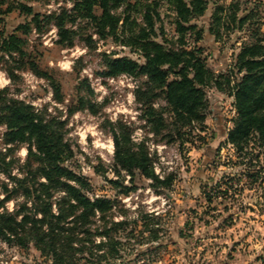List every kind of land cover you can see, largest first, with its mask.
<instances>
[{
  "label": "rangeland",
  "instance_id": "374dc122",
  "mask_svg": "<svg viewBox=\"0 0 264 264\" xmlns=\"http://www.w3.org/2000/svg\"><path fill=\"white\" fill-rule=\"evenodd\" d=\"M18 1L42 13L70 9L74 2L4 0L1 9H11L1 14L4 25L0 30L16 31L18 24L24 21L25 16L16 7ZM231 1L208 0L206 13L195 20L204 28L203 38L195 42V32L188 30L183 40L187 48L194 45L201 48L207 65L217 73L229 69L241 42L249 38L245 30L224 31L220 39L208 31L215 6H227ZM239 1L243 7L245 0ZM158 9L160 15L155 26L160 36L157 39L177 47L181 42L175 14L164 2ZM260 11L264 18V4ZM131 15L138 22L142 21L140 10L134 9ZM70 27L76 31L71 46L57 42L54 26L45 32L31 31L24 35L26 47L39 68L48 72L60 86L63 103L55 102L48 81L38 78L29 69L19 72V79L10 80L5 72L8 64L13 65L10 57L8 64L0 57V89L8 87L10 93L38 107L47 104L63 117L69 109L79 105L80 97L87 96V84L94 88V102L103 103L97 113L85 109L71 114L65 133L73 150V157L66 165L87 178L91 186L88 195H103L114 200L111 215L116 220L126 221L124 228L112 232V237L122 242L120 251L111 254L104 246L100 252L105 258L100 263L264 264V150L252 142L248 151L240 153L227 142V133L236 116L234 97L215 87L206 88L207 107L202 124H194L189 133L174 137L170 142L166 141V136L155 137L137 118L139 110L133 92L140 80L123 75L107 78L100 74L105 69L104 54L142 61L138 51L113 36L99 37L94 24L85 20ZM88 35L93 42L86 40ZM157 102L165 104L163 98ZM117 118L134 128V141L147 138L156 172L161 177H170L169 186L156 187L137 171L132 180L128 173L119 176L113 173L114 147L108 119ZM4 130L5 127L0 126V149L4 147ZM7 159L12 160V174L21 177L28 169L26 144H20ZM31 162L37 165L32 158ZM0 178L7 181L5 173L0 172ZM8 182L12 184L11 179ZM123 186L132 188L125 193ZM23 201L20 193H14L5 205L13 210ZM84 257L77 259V264H90L89 259L94 260L86 254ZM0 264H52V260L33 243L18 246L0 239Z\"/></svg>",
  "mask_w": 264,
  "mask_h": 264
},
{
  "label": "trees",
  "instance_id": "16d2710c",
  "mask_svg": "<svg viewBox=\"0 0 264 264\" xmlns=\"http://www.w3.org/2000/svg\"><path fill=\"white\" fill-rule=\"evenodd\" d=\"M3 1L0 0V4ZM162 2L171 6L175 14L181 42L177 47L157 39L160 35L155 22L159 19L158 7ZM208 3V0H74L70 9L42 13L18 1L16 7L25 19L16 31L0 30V57L4 63H13L5 68L10 80L19 79V72L29 69L38 78L47 80L52 99L63 103L60 86L48 72L39 68L26 47L24 35L31 31L45 32L54 26L57 42L71 46L76 31L70 26L85 20L94 24L99 37L113 36L120 43L134 47L143 58L139 61L128 56L104 54L105 69L100 74L107 77L127 74L140 80L134 90L139 110L137 118L153 136H166V141L170 142L174 137L189 133L194 124H202L207 107L205 90L215 87L234 97L236 116L227 133V142L240 153L248 151L252 142L264 150L261 5L245 0L241 7L242 2L233 0L227 6H215L208 31L216 39H220L224 31L236 29L249 34L248 40L241 42L229 69L217 73L207 65L201 48L196 45L187 48L183 41L188 30L195 32V42L203 38L204 28L195 20L206 13ZM10 9L0 7V26L4 25L1 14ZM134 9L141 11V22L132 17ZM18 31L20 34L16 33ZM86 40L93 42L91 35ZM86 92L87 96L80 97L79 105L69 109L63 117L47 104L38 107L10 93L8 87L0 89V126L5 127L0 172L7 178V181L0 178V239L18 246L33 243L51 258L52 264H77V259L85 258V254L94 259H89L90 264H101L100 260L105 258L101 253L104 246L111 254H118L122 246L121 241L112 237V232L124 228L126 222L111 215L114 200L103 195H88L91 186L87 178L66 165L73 157L65 137L68 117L77 110L97 113L103 106V103L94 102L95 92L90 84L86 85ZM159 98L164 99V105L157 102ZM108 124L114 147L113 173L118 176L128 173L132 180L137 171L156 187L169 186L170 177H161L156 172L147 138L134 141V128L122 118L108 119ZM20 144L27 146L28 167L21 177L12 174V160L7 159ZM31 158L37 165H32ZM123 188L127 193L132 187ZM14 193H20L24 201L9 210L5 203Z\"/></svg>",
  "mask_w": 264,
  "mask_h": 264
},
{
  "label": "crops",
  "instance_id": "0c3cea01",
  "mask_svg": "<svg viewBox=\"0 0 264 264\" xmlns=\"http://www.w3.org/2000/svg\"><path fill=\"white\" fill-rule=\"evenodd\" d=\"M250 1H252V2H254V1H256V2H258L260 5H262L263 6V4H264V0H250ZM263 21H264V18H263ZM262 29L264 30V22H263V24H262ZM208 36L209 35H207L206 37H205V39H208Z\"/></svg>",
  "mask_w": 264,
  "mask_h": 264
},
{
  "label": "built area",
  "instance_id": "2783aa9c",
  "mask_svg": "<svg viewBox=\"0 0 264 264\" xmlns=\"http://www.w3.org/2000/svg\"><path fill=\"white\" fill-rule=\"evenodd\" d=\"M121 75H123V76H129V75H127V74H121ZM131 77V76H130ZM107 78H113V77H107ZM133 78V77H132ZM138 86V84H136V87ZM133 96H134V92H133ZM134 99H135V97H134ZM114 120H116V119H114ZM133 136V135H132ZM134 139V138H133ZM111 140H112V138H111ZM112 144H113V141H112Z\"/></svg>",
  "mask_w": 264,
  "mask_h": 264
}]
</instances>
